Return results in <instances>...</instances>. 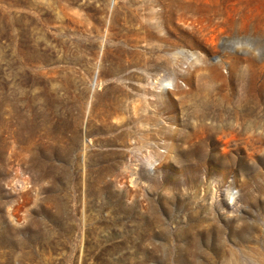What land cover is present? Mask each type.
<instances>
[{"label":"rangeland","instance_id":"1","mask_svg":"<svg viewBox=\"0 0 264 264\" xmlns=\"http://www.w3.org/2000/svg\"><path fill=\"white\" fill-rule=\"evenodd\" d=\"M0 264H264V0H0Z\"/></svg>","mask_w":264,"mask_h":264},{"label":"bare ground","instance_id":"2","mask_svg":"<svg viewBox=\"0 0 264 264\" xmlns=\"http://www.w3.org/2000/svg\"><path fill=\"white\" fill-rule=\"evenodd\" d=\"M156 3L159 5V16H160V22H161V7L163 9L170 7L171 5H176L177 0H155ZM135 39V38H134ZM6 51V50H5ZM207 106H205L204 108H206ZM205 114V112H201V114L199 113V115H201V117H203V115ZM210 127V126H209ZM206 124L199 122L196 126L195 131L192 132V135H202L203 132H208L211 129L209 128ZM232 133H237L239 134V131H235L234 129L229 130Z\"/></svg>","mask_w":264,"mask_h":264},{"label":"clouds","instance_id":"3","mask_svg":"<svg viewBox=\"0 0 264 264\" xmlns=\"http://www.w3.org/2000/svg\"><path fill=\"white\" fill-rule=\"evenodd\" d=\"M242 50L247 52L249 55H251L253 57H259L260 56V49H258L250 41L243 45Z\"/></svg>","mask_w":264,"mask_h":264}]
</instances>
